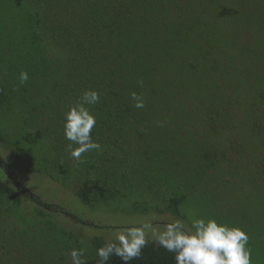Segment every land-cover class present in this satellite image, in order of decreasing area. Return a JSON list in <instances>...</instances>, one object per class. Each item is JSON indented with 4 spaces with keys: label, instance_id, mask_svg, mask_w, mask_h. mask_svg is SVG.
Instances as JSON below:
<instances>
[{
    "label": "trees",
    "instance_id": "obj_1",
    "mask_svg": "<svg viewBox=\"0 0 264 264\" xmlns=\"http://www.w3.org/2000/svg\"><path fill=\"white\" fill-rule=\"evenodd\" d=\"M88 89L100 148L78 163L63 117ZM0 147V264H71L73 248L97 264L114 239L65 223L132 226L84 221L32 196L20 173L141 223L217 218L264 264V0H0ZM130 264L175 259L149 239Z\"/></svg>",
    "mask_w": 264,
    "mask_h": 264
},
{
    "label": "clouds",
    "instance_id": "obj_2",
    "mask_svg": "<svg viewBox=\"0 0 264 264\" xmlns=\"http://www.w3.org/2000/svg\"><path fill=\"white\" fill-rule=\"evenodd\" d=\"M28 80L29 73L21 70L19 82L24 84ZM130 95L135 108L145 107L142 95L136 92ZM99 102L98 91L84 90L76 103L64 113L63 135L70 142L67 145L68 154L78 163H83L84 153L100 148L92 136L97 119L89 107ZM149 234L152 242L174 254L175 264H252L248 233L241 227L220 222L214 217H196L187 226L177 219L165 222L162 230L154 227L152 220L138 226H124L117 230L114 240L106 241L96 249L97 264H108L111 256L119 257L123 264H130L141 256L143 248L149 243ZM68 255L71 264L87 262L82 259L84 249L73 248Z\"/></svg>",
    "mask_w": 264,
    "mask_h": 264
},
{
    "label": "rangeland",
    "instance_id": "obj_3",
    "mask_svg": "<svg viewBox=\"0 0 264 264\" xmlns=\"http://www.w3.org/2000/svg\"><path fill=\"white\" fill-rule=\"evenodd\" d=\"M0 150H2L1 147H0ZM3 154H4V157H7L8 152H4ZM0 175H1V170H0ZM19 179L22 182L23 187L26 190H28L32 194V196L42 201L48 202V203H55L59 205L63 210H66L68 213L73 214L81 218L84 221H89L91 223L98 224V225H109V226H123V224L125 223L126 225H132V226L141 224V219H137L136 218L137 216L132 217L128 215L127 216L114 215V214H108L105 212H101L98 210H92L91 208L80 203V201L76 198L73 192L61 188L59 185L53 182H50L49 180L45 179L44 177L40 175L20 173ZM23 198L25 199L26 196L23 195ZM22 207L26 209L29 207V204L27 202H24ZM29 209L30 207L27 209V211ZM58 216L63 217L60 214ZM58 216L55 219L56 223L58 222L59 224H61V221L65 223L64 219L69 221L67 217H64V219L63 218L60 219ZM163 225L164 224L154 225V227L162 230ZM68 226L69 225L65 223L64 229L66 231L67 230L72 231V232L74 231V233L78 234L82 238L84 237L85 240H88V238H90V236H93L94 233L98 236H104L107 239H115V236L117 235V230H111V229L101 230L98 233H96L97 232L96 230L94 229L92 230L85 226H80V225L74 226L73 224H71L70 227ZM6 227L7 226L5 223L0 224V240L3 237L1 231L3 229H6ZM79 227L80 229H84L87 234H90V236H87L83 232V230H79L78 229ZM78 230L80 232H77ZM149 239H150V234H149ZM14 253H15V256H19V252L18 253L14 252Z\"/></svg>",
    "mask_w": 264,
    "mask_h": 264
}]
</instances>
